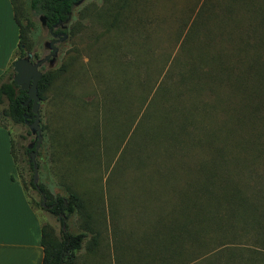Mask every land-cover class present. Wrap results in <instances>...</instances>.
<instances>
[{
  "label": "rangeland",
  "instance_id": "374dc122",
  "mask_svg": "<svg viewBox=\"0 0 264 264\" xmlns=\"http://www.w3.org/2000/svg\"><path fill=\"white\" fill-rule=\"evenodd\" d=\"M216 1L201 11V18L206 14L205 22L201 28H193L187 41L184 37L189 22L202 0H81L70 13L63 38L50 33L39 15L30 10L29 0H15L25 47L21 55L14 50L7 67L11 64L16 74V65L23 66L21 72L29 79L20 87L31 95L35 113L32 124L16 125L4 120L3 125L12 140L16 178L24 183L25 195L42 225L58 235V220L47 211L45 200L48 199L38 193V185L47 187V195L52 198L66 196L65 189L73 190L90 209L91 219L97 220L93 222H97L100 230L96 246L86 250L83 245L72 264H143L151 260L150 249L133 237L132 245L129 242L128 245L134 248L116 256L114 244L124 246V243L112 240L109 219L115 220V216L110 218V210L118 207L122 217L119 215L121 220L117 221H124L125 226L131 227L134 219L130 214L131 205L136 208L137 195L143 199L139 193V180L143 174L147 176L148 171L136 167L134 159L138 148L135 145L141 139H147V135H141V129L145 122L155 124L156 118L153 119L152 114L173 123L185 121L189 113H193L190 116L194 122L200 123V127L196 126L197 137L204 142L210 135L214 160H227V166L223 163L224 169L217 168L219 185L227 183L230 187L237 183L242 197L263 209L264 154L257 156L256 147L250 141L256 140L257 147L262 146L264 106H229L227 102L231 98L239 104L241 97L233 96L225 83H217L211 90H206L205 85H201L200 75L184 74L188 65L194 63L191 51L197 56L200 49L220 54L234 42V38L229 39L231 36L225 34L231 26L228 14L221 11ZM208 29L210 40L203 38ZM218 30L223 34L219 35ZM237 34L243 43L247 41L246 45L251 41L245 40V34L239 30ZM225 53L230 58V50ZM176 57V62L171 65ZM42 72H51L52 76L42 93L43 100H39L32 95L30 87L36 75ZM161 85L163 96L156 100L159 95L155 94L161 91ZM189 86H194L196 93L186 95ZM177 92L197 106L165 107V102L161 107L164 99ZM152 97L155 102L147 106ZM182 137L186 148L188 137L185 134ZM128 150L131 155L127 165L122 167ZM149 154L148 146L140 147L138 156L148 161L156 158L162 165H172L179 157L180 162L190 165L198 160L202 177L212 171L213 161L207 162L203 149L180 150L174 156L176 159L160 149L157 157H154V151L153 157ZM28 162L33 163L32 170H29ZM147 170L152 172L151 168ZM30 175L38 184L37 190L28 185ZM162 196L165 198L166 194ZM141 216L136 218L141 223L143 220L145 227V217ZM82 225L78 215H72L65 230L76 231ZM245 225L244 229L242 224L240 229H234L240 235L235 249L227 248V245L215 249L216 243L213 245V252L222 255V264H227V252L233 263L244 251L247 253L248 250L241 246L253 235L250 230L253 223ZM89 238L88 234L87 243L91 241ZM248 253L244 254L247 258ZM196 257L191 264H206V260ZM209 261L213 262L211 258Z\"/></svg>",
  "mask_w": 264,
  "mask_h": 264
},
{
  "label": "trees",
  "instance_id": "16d2710c",
  "mask_svg": "<svg viewBox=\"0 0 264 264\" xmlns=\"http://www.w3.org/2000/svg\"><path fill=\"white\" fill-rule=\"evenodd\" d=\"M9 1L12 7L13 19L18 27L16 49L21 55L23 47H25V41L18 21L19 12L15 0ZM80 1L29 0V8L39 15L44 26L54 36L63 38L65 37L64 26L69 20L73 7ZM211 4H213V0H202L199 9L193 16V20L189 22L188 32L184 37L187 41L195 26H198V28L203 26L206 14L201 18L203 13L201 11L208 8ZM216 4L222 8L221 11H225L228 14L231 26L228 24L230 31L225 34L231 36L229 39L234 38V42H232L230 48H223L220 54H217V51H213L210 54L207 50L200 49L197 56L191 51L190 54L194 63L192 62L191 65H188V68L184 70V74L192 77L195 74L200 75L201 85L204 84L206 90H211L213 85L217 83H225L231 89L230 91L234 93L232 94L233 96L237 94L241 97L239 104L234 103L231 98L230 102H227L229 106H264V0H217ZM237 30L245 34V40L247 38L251 40L247 45V41L243 43L240 40ZM217 33L219 35L223 34L219 30ZM209 36L210 30L208 29L204 32L203 38L210 40ZM229 50L231 56L227 58L228 54L225 52ZM177 58L173 59L171 65L176 62ZM203 66L208 67V69H202ZM237 68L239 69L237 70ZM13 76L14 70L11 64L0 75V105L2 104L0 108V127L3 128H5L3 125L4 120L16 125L32 124L33 122L34 114L31 101L27 100V91L20 89L13 82ZM51 76V72H42L40 74L36 82V95L39 100H43L42 93L50 82ZM182 77L179 78V81L182 80ZM194 88V86H189V91L186 95L196 93ZM163 90L162 86L161 91L155 94V96L159 95L156 100L162 99L163 95L161 92H164ZM186 98H182L177 92L173 97L163 98L161 107L165 105V102V107H175L180 106V104H182L181 106H197L193 101L189 103ZM154 99L152 97L147 106L155 102ZM214 102L215 100H213ZM225 104L226 102H224ZM189 114L192 115L193 113ZM190 115L185 121L168 123L165 117L157 115V118L156 115L152 114V118H156L155 124L144 123L141 135H147V139H141L136 142L135 147L138 148L139 152L140 147L143 145L148 146L152 157L153 151L155 153L154 157H157L159 149L164 150L165 154L173 155V157L180 150L193 148V150L200 151L203 149L205 158H208L207 162L211 164V161H213L212 171L205 173L202 177L200 176V163H198V160L190 165L180 162L179 157L177 159L174 157L177 160L174 164L164 163L165 165H162L156 161V158L148 161L145 157H139L137 152L136 160L134 159L137 163L136 167L142 169V171H145V169L148 171L146 172L147 176L143 174V177L139 180V186H141L139 193L143 199L140 200L137 195L136 208H134V204L131 205L132 211L130 214L131 217H134L131 220V227L129 224L125 226L124 221L123 223L122 221H119L120 223L117 221L121 220L119 219L121 212L118 207L110 210V218L115 216V220L108 218L110 223L109 231L113 236L112 240L124 243V246L119 243L114 244L115 255L120 256V254H124L128 250H132L134 247L129 246L128 242L132 245L133 237L138 238L142 246H146L151 251V260L143 264H191L196 256L202 261L206 260V264H220L222 255H219L218 252H213L215 251L212 249L213 245L216 243L215 249L217 246L226 245L227 248L235 249L238 246L236 241L240 235L234 229H240V224L243 225L244 229L246 228L245 224L252 221L253 226L250 230L253 235L244 241L246 244L241 246L244 250H248V258L244 255L247 254L244 251L240 255L241 257L239 256L236 259V263H233L230 252H227L226 263H263L264 250L261 249L264 247V202H261L263 209L257 208L255 204L252 205L251 203L253 202L248 198L242 197L240 191L236 188L235 184L237 183L230 185V187H228L227 183L219 185L216 177L217 168L224 169V166H227V160H214L215 154L213 153V143L210 140V135L208 136L207 134L208 138L206 141H201L197 137L198 128L196 127H200V123L197 122L196 124ZM152 126L153 129L151 128ZM184 134L188 137L186 148H184L182 137ZM250 143L256 147L257 156L264 154V141H260V144H262L260 148L257 147L256 140L250 141ZM154 145L158 148H155ZM134 149L132 147V150ZM126 153L122 167L127 165L128 157L131 155L129 150ZM32 164L28 162L29 170H32ZM147 168H151L152 172H149L150 170H147ZM182 179L186 184L184 181L182 182ZM20 185L25 194L24 183L20 182ZM28 185L31 189L37 190L36 185L38 184H35L31 175L28 178ZM38 186L40 187H38V193H42L48 199L45 200L47 211L50 215L56 217L59 223L58 235H55L50 228L41 226V245L43 250L41 264H72L77 259V252L83 245H85L86 250L96 246L95 241L99 237L98 233L100 230L99 228L97 229V222H93L97 220L91 219L90 209L82 203V199L73 190L65 189L67 192L66 196H55L52 198L47 195L49 193L47 187L44 185ZM163 193L166 194L165 198L162 196ZM72 215H78L83 225L79 230L67 232L65 228ZM140 215L145 217V227L142 226L143 220L141 223L137 219L140 218ZM251 216L253 219H251ZM98 221L100 222L101 220ZM105 228L108 229L107 227ZM88 234L91 240L89 243L86 241ZM210 234H213V236H209ZM141 236L142 238H140ZM202 250H204V253H202ZM211 254L214 255L213 258ZM205 256L206 258H204ZM209 258L213 262L209 261Z\"/></svg>",
  "mask_w": 264,
  "mask_h": 264
},
{
  "label": "crops",
  "instance_id": "0c3cea01",
  "mask_svg": "<svg viewBox=\"0 0 264 264\" xmlns=\"http://www.w3.org/2000/svg\"><path fill=\"white\" fill-rule=\"evenodd\" d=\"M18 42L9 0H0V75ZM10 133L0 127V264H41L42 223L16 178Z\"/></svg>",
  "mask_w": 264,
  "mask_h": 264
},
{
  "label": "water",
  "instance_id": "95a60500",
  "mask_svg": "<svg viewBox=\"0 0 264 264\" xmlns=\"http://www.w3.org/2000/svg\"><path fill=\"white\" fill-rule=\"evenodd\" d=\"M22 67H23V66H22L21 64L16 65L15 68H16V70H17L18 73L14 74V76H13V82H14L15 84H17V86H19L20 89H22V90H26V91H27V89L20 87V86L23 85L24 83H28V79H29V76H28L26 73L21 72ZM40 74H41V73H39V74L36 75V77H35V78L33 79V81H32L31 87H30V90L32 91V95H33L36 99H38V97H37V95H36V82H37V80L39 79ZM30 96H31V95H29V92L27 91V100H28V101L31 100V99H30ZM32 102H33V101H32ZM32 104H33V103H32ZM32 111H33V113H35V112H34V109H33V106H32Z\"/></svg>",
  "mask_w": 264,
  "mask_h": 264
},
{
  "label": "flooded vegetation",
  "instance_id": "af4514ba",
  "mask_svg": "<svg viewBox=\"0 0 264 264\" xmlns=\"http://www.w3.org/2000/svg\"><path fill=\"white\" fill-rule=\"evenodd\" d=\"M51 33V32H50ZM52 34V33H51Z\"/></svg>",
  "mask_w": 264,
  "mask_h": 264
}]
</instances>
